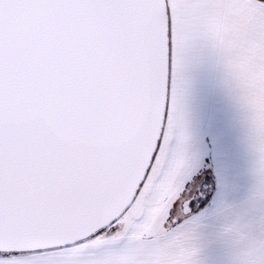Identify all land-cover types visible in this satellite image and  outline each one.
<instances>
[{
    "label": "snow or ice",
    "instance_id": "6c2138e0",
    "mask_svg": "<svg viewBox=\"0 0 264 264\" xmlns=\"http://www.w3.org/2000/svg\"><path fill=\"white\" fill-rule=\"evenodd\" d=\"M200 51L245 128L240 202L226 130L193 125ZM210 224L264 264V0H0V264H206Z\"/></svg>",
    "mask_w": 264,
    "mask_h": 264
},
{
    "label": "rangeland",
    "instance_id": "374dc122",
    "mask_svg": "<svg viewBox=\"0 0 264 264\" xmlns=\"http://www.w3.org/2000/svg\"><path fill=\"white\" fill-rule=\"evenodd\" d=\"M214 90L211 92L209 103L205 107L202 118L197 120L199 109L197 102L195 106L189 103L190 112L193 120V125L198 122L202 126L207 127L209 122L219 129H224L227 132V142L231 153V166L228 174V183L230 185V198L236 202L246 200L249 196L250 178L247 173V143L245 128L242 122L241 115L234 102L232 94L228 88L224 75L218 66ZM194 113V115H193ZM200 115V113H199ZM201 117V116H200ZM217 180L215 173L207 184L196 185L195 199L196 205L193 209L194 214H198L205 207H209L217 198ZM206 201L201 204L200 201ZM230 253L219 258L209 259L206 264H230Z\"/></svg>",
    "mask_w": 264,
    "mask_h": 264
},
{
    "label": "crops",
    "instance_id": "0c3cea01",
    "mask_svg": "<svg viewBox=\"0 0 264 264\" xmlns=\"http://www.w3.org/2000/svg\"><path fill=\"white\" fill-rule=\"evenodd\" d=\"M217 70L216 59L207 51L197 52L193 56L188 73L187 94L189 103L193 102L195 106V102H197V106L200 108L198 110L200 115L198 113L197 120L202 118L201 114L206 110V108L202 109L201 107H206L209 103L211 92L215 87ZM202 246V256L205 261L225 256L229 252L226 245L219 238L218 227L215 224H210L209 227L203 230Z\"/></svg>",
    "mask_w": 264,
    "mask_h": 264
}]
</instances>
